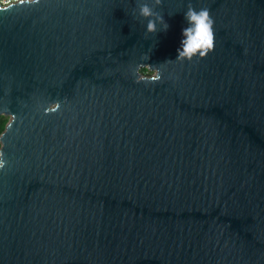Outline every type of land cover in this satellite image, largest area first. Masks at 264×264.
Returning a JSON list of instances; mask_svg holds the SVG:
<instances>
[{
    "label": "water",
    "instance_id": "95a60500",
    "mask_svg": "<svg viewBox=\"0 0 264 264\" xmlns=\"http://www.w3.org/2000/svg\"><path fill=\"white\" fill-rule=\"evenodd\" d=\"M143 2L0 12V264H264V0H162L147 35ZM188 3L214 50L161 64Z\"/></svg>",
    "mask_w": 264,
    "mask_h": 264
},
{
    "label": "clouds",
    "instance_id": "9594fccd",
    "mask_svg": "<svg viewBox=\"0 0 264 264\" xmlns=\"http://www.w3.org/2000/svg\"><path fill=\"white\" fill-rule=\"evenodd\" d=\"M38 2L39 0H0V12L8 11L16 6L32 5ZM161 4L162 0H151L150 3L143 2L138 4L137 15L146 20V35L166 32L169 28V25L163 18V14L156 11ZM183 19L185 26L181 30V39L176 49V56L174 59L166 60L161 64L176 61L183 62L185 60L191 61L193 57L204 58L214 50V19L210 15L209 9L200 8L197 10L191 3H188L186 11L183 12ZM157 25H160V27L158 28ZM161 75L159 68H150L145 65L137 69L138 82L158 83L161 80ZM2 155L3 153L0 152V157ZM3 167L4 161L0 158V168Z\"/></svg>",
    "mask_w": 264,
    "mask_h": 264
},
{
    "label": "trees",
    "instance_id": "16d2710c",
    "mask_svg": "<svg viewBox=\"0 0 264 264\" xmlns=\"http://www.w3.org/2000/svg\"><path fill=\"white\" fill-rule=\"evenodd\" d=\"M8 120H9V117L8 116H6V115H0V135L4 131ZM0 146H1V142H0Z\"/></svg>",
    "mask_w": 264,
    "mask_h": 264
}]
</instances>
